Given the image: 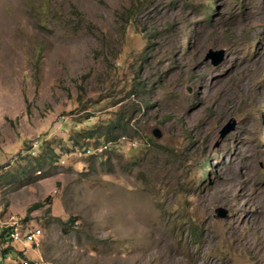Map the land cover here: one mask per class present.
I'll return each mask as SVG.
<instances>
[{"label": "rangeland", "instance_id": "rangeland-1", "mask_svg": "<svg viewBox=\"0 0 264 264\" xmlns=\"http://www.w3.org/2000/svg\"><path fill=\"white\" fill-rule=\"evenodd\" d=\"M24 258L264 264V0H0V264Z\"/></svg>", "mask_w": 264, "mask_h": 264}, {"label": "built area", "instance_id": "built-area-1", "mask_svg": "<svg viewBox=\"0 0 264 264\" xmlns=\"http://www.w3.org/2000/svg\"><path fill=\"white\" fill-rule=\"evenodd\" d=\"M9 238L13 241H19L21 240L22 234L19 232L18 228L12 227L8 230ZM25 239L30 242L31 244L39 245V240L38 238L41 235V230L39 229H34L31 231H27L25 234ZM18 264H45L40 260H35V259H30V258H24L20 260Z\"/></svg>", "mask_w": 264, "mask_h": 264}, {"label": "trees", "instance_id": "trees-1", "mask_svg": "<svg viewBox=\"0 0 264 264\" xmlns=\"http://www.w3.org/2000/svg\"><path fill=\"white\" fill-rule=\"evenodd\" d=\"M114 128H116V126H111V125H109L108 126V129H107V132H105V133H100V135H98L97 134V138H98V140L99 139H101V137L104 135V137H105V142H108L107 144H113L114 142H116L117 141V137H116V135L113 133V129ZM84 137L85 138H94V137H96V131H91V130H89L88 132H86V134L84 135ZM107 144H106V146H107ZM189 232H191V234L193 235V236H195L196 234H197V232H199V231H189ZM7 238H9V237H7ZM10 239V238H9ZM6 251H8V250H6Z\"/></svg>", "mask_w": 264, "mask_h": 264}, {"label": "water", "instance_id": "water-1", "mask_svg": "<svg viewBox=\"0 0 264 264\" xmlns=\"http://www.w3.org/2000/svg\"><path fill=\"white\" fill-rule=\"evenodd\" d=\"M217 54H219V57L217 60L214 61V64L218 63L220 58L223 55V51H218ZM232 129L231 125L226 126V128L223 130L222 132V136H224L225 134H227L230 130ZM156 137H159L158 134L155 135ZM218 211H222L221 214H219V218H225L226 217V211L224 209H219Z\"/></svg>", "mask_w": 264, "mask_h": 264}, {"label": "bare ground", "instance_id": "bare-ground-1", "mask_svg": "<svg viewBox=\"0 0 264 264\" xmlns=\"http://www.w3.org/2000/svg\"><path fill=\"white\" fill-rule=\"evenodd\" d=\"M198 203V202H197ZM199 204V203H198Z\"/></svg>", "mask_w": 264, "mask_h": 264}]
</instances>
